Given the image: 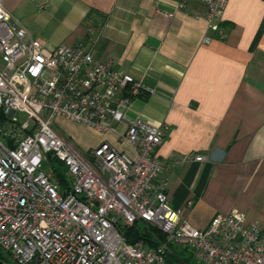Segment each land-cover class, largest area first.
I'll return each mask as SVG.
<instances>
[{"label":"built area","instance_id":"1","mask_svg":"<svg viewBox=\"0 0 264 264\" xmlns=\"http://www.w3.org/2000/svg\"><path fill=\"white\" fill-rule=\"evenodd\" d=\"M199 1L223 36L230 0ZM149 91L84 44L47 47L0 0V250L11 264H168L173 247L199 264H264V231L244 212L217 214L200 229L170 204L155 155L168 124L125 123ZM58 117L112 132L124 148L104 140L82 152L56 128ZM47 160L66 166L65 186L43 170ZM135 223L165 239L129 243L123 229Z\"/></svg>","mask_w":264,"mask_h":264},{"label":"crops","instance_id":"2","mask_svg":"<svg viewBox=\"0 0 264 264\" xmlns=\"http://www.w3.org/2000/svg\"><path fill=\"white\" fill-rule=\"evenodd\" d=\"M4 2L47 47L84 44L149 88L125 123L168 124L155 155L182 218L205 229L217 214L238 210L264 231V0H230L223 36L209 29L199 0L183 7L181 0ZM57 122L71 125L68 135L82 152L104 140L124 148L112 132Z\"/></svg>","mask_w":264,"mask_h":264},{"label":"trees","instance_id":"3","mask_svg":"<svg viewBox=\"0 0 264 264\" xmlns=\"http://www.w3.org/2000/svg\"><path fill=\"white\" fill-rule=\"evenodd\" d=\"M59 181L62 185L67 184V180L63 176H59ZM126 240L129 243H136L137 241L144 240L146 244L150 246H155L157 241L153 238L157 236L159 239H165V236L157 229L145 226L141 223H135L131 227H126L123 229ZM172 252H168L166 255V260L168 264H192L189 262V258L181 257V252L176 248L171 249ZM0 259L5 262L6 256L0 250ZM196 264V263H194Z\"/></svg>","mask_w":264,"mask_h":264},{"label":"rangeland","instance_id":"4","mask_svg":"<svg viewBox=\"0 0 264 264\" xmlns=\"http://www.w3.org/2000/svg\"><path fill=\"white\" fill-rule=\"evenodd\" d=\"M22 118H26V115L25 114H22ZM58 123V122H57ZM56 123V128L58 129V130H60V131H63V132H65V133H67V135H68V131H70L69 129H70V126L71 125H69V124H61L62 125V127H61V125L58 123L57 124ZM65 125V126H64ZM72 130V129H71ZM76 133L77 134H79L80 132H79V129H76ZM73 136H74V134H72ZM69 136V135H68ZM73 141V140H72ZM74 142V141H73ZM43 170L47 173V174H49L50 176H51V179L52 180H59V176L61 175V176H63L67 181H69V177L67 176V174H66V166L63 164V163H61L60 161H58V160H53V161H50V160H47V161H45L44 162V165H43ZM179 252H181V257H183V258H189L190 260H189V262L190 263H192V264H194V263H196V264H199L196 260H195V258L193 257V255L189 252V251H187V250H179V249H177ZM5 255V254H4ZM6 256V259H5V263L6 264H11V262H10V259L8 258V256L7 255H5Z\"/></svg>","mask_w":264,"mask_h":264},{"label":"water","instance_id":"5","mask_svg":"<svg viewBox=\"0 0 264 264\" xmlns=\"http://www.w3.org/2000/svg\"><path fill=\"white\" fill-rule=\"evenodd\" d=\"M0 264H6V263L0 259Z\"/></svg>","mask_w":264,"mask_h":264}]
</instances>
